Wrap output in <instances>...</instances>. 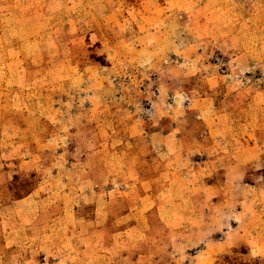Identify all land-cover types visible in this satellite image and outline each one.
Returning a JSON list of instances; mask_svg holds the SVG:
<instances>
[{
	"label": "crops",
	"instance_id": "1",
	"mask_svg": "<svg viewBox=\"0 0 264 264\" xmlns=\"http://www.w3.org/2000/svg\"><path fill=\"white\" fill-rule=\"evenodd\" d=\"M202 1L203 6H195V0H137L136 6L125 9L128 15L122 13L126 19L133 12L158 17L184 10L186 28L197 38L189 47L172 50L162 68L154 71L169 90L178 88L176 92L188 103L152 107L148 115L128 104L110 107L99 99L95 94L102 83L96 80L98 75L94 70L81 71L62 49L54 54L37 49L39 39L33 41L32 35H22L21 30L37 27L44 33L49 29L40 23L30 27L19 22L33 11L28 13L16 2V12L0 9V17L9 13L13 19L6 23L0 18V264H15L23 241L51 239L43 227L46 224L38 219L44 204L56 215L70 207L76 216L83 205L98 208L102 193L109 202V187L98 189L93 174L101 167L98 154L100 163L107 166L110 140L127 146L126 152L114 153L113 158L122 166L123 184L138 180L141 203L142 197L152 199L154 206L164 201L179 203L175 198L182 174L179 147L198 167L195 174L207 179V189L242 192L246 162L264 159V148L258 144L264 133V0H251L246 9L238 2L228 7L227 0ZM155 2L153 8L146 7ZM231 12L235 13L232 19ZM121 30L125 32L124 27ZM124 35L115 46L131 45L130 36ZM176 64L179 72L181 64L199 82L188 90L171 84L177 78ZM67 79L79 93L72 99L59 90ZM166 91L158 90L159 100ZM187 110L204 117L208 142L194 134L184 136L185 126L172 115ZM166 115L171 120L168 128L162 122ZM146 142L154 149L149 157L140 146ZM218 173L224 177L219 185L211 181ZM191 188H180L184 201H192ZM250 191L251 198L243 202L259 204L264 185L253 184ZM165 215L161 222L175 220L176 213Z\"/></svg>",
	"mask_w": 264,
	"mask_h": 264
},
{
	"label": "rangeland",
	"instance_id": "2",
	"mask_svg": "<svg viewBox=\"0 0 264 264\" xmlns=\"http://www.w3.org/2000/svg\"><path fill=\"white\" fill-rule=\"evenodd\" d=\"M136 2L0 0V9L16 12L15 3L28 13L33 11L30 17L19 22L30 27L40 23L43 29H49L44 33L37 27V30H21L22 35H32L33 41L39 39L35 44L37 49L52 54L62 49L64 54L75 59L81 71L94 70L93 74L98 75L96 80L102 83L97 85L95 94L99 99L108 102L110 107L128 104L148 115L152 114V107L159 109L168 103H188L185 96L176 92L178 88L169 90L165 80L156 78L154 71L162 68L164 58H168L172 50L189 47L197 38L186 28L188 17L184 10L174 13L171 10L158 17L133 12L123 19L122 13L128 15L125 9L136 6ZM235 2L246 9L251 0H227L224 4L234 7ZM195 3V6H203L202 0H195ZM155 4L146 7L153 8ZM111 10L114 13L111 14ZM234 17L235 13L231 12V19ZM0 18L6 23L13 22L9 13ZM123 34L130 36L131 45L115 46ZM177 64L174 72L177 78L174 77L171 84L183 85L188 90L199 82L200 79L190 76L191 71L180 68L181 64L178 65L179 72ZM59 87L67 99L79 95L71 79ZM159 89H168L162 100L158 98ZM172 116H178L185 126L181 129L185 137L194 134L202 142L209 141L204 117L198 111H179ZM111 118L109 112V120ZM147 118L153 121L152 117ZM170 121L169 115L162 118L167 128ZM260 138L259 147L264 148V133ZM110 141L107 166L104 161L100 163L101 154H98L101 167L93 174L98 180V189L109 187V202L104 201L102 193L98 208L83 205L75 212L76 216L72 215L70 207L56 215L52 208L47 211L44 204L39 209L38 219L46 224L43 227L48 228L51 239L23 241L17 247L15 264H264V196L259 198V204L243 202L247 196L251 198L250 186L264 185V159L250 158L242 168V192L225 194L207 189V179L195 174L198 167L186 157L187 150L179 147L178 171L182 174L177 179V195L172 194L179 203L164 201L154 206L152 199L142 197L141 203L137 179L129 181L130 185L122 183V166L113 155L126 152L127 146ZM140 146L147 157L153 153L148 142ZM66 179L69 180V175ZM223 180L220 173L211 179L217 185ZM186 185L192 187L189 190L194 193L192 201L183 200L180 188ZM230 195L231 199H228ZM170 213H176L175 220L167 224L161 222V217Z\"/></svg>",
	"mask_w": 264,
	"mask_h": 264
}]
</instances>
